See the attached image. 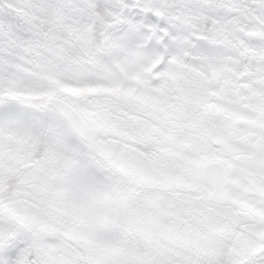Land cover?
<instances>
[{
  "label": "snow or ice",
  "instance_id": "1",
  "mask_svg": "<svg viewBox=\"0 0 264 264\" xmlns=\"http://www.w3.org/2000/svg\"><path fill=\"white\" fill-rule=\"evenodd\" d=\"M0 264H264V0H0Z\"/></svg>",
  "mask_w": 264,
  "mask_h": 264
}]
</instances>
